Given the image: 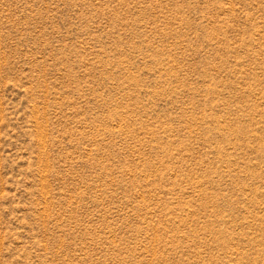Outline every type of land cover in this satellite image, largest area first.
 Instances as JSON below:
<instances>
[{
    "label": "rangeland",
    "instance_id": "rangeland-1",
    "mask_svg": "<svg viewBox=\"0 0 264 264\" xmlns=\"http://www.w3.org/2000/svg\"><path fill=\"white\" fill-rule=\"evenodd\" d=\"M0 264H264V0H0Z\"/></svg>",
    "mask_w": 264,
    "mask_h": 264
}]
</instances>
